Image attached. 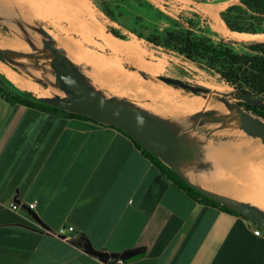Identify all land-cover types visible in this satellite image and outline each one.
Listing matches in <instances>:
<instances>
[{
    "label": "crops",
    "instance_id": "crops-1",
    "mask_svg": "<svg viewBox=\"0 0 264 264\" xmlns=\"http://www.w3.org/2000/svg\"><path fill=\"white\" fill-rule=\"evenodd\" d=\"M258 227L191 196L120 129L0 93V264H264Z\"/></svg>",
    "mask_w": 264,
    "mask_h": 264
},
{
    "label": "rangeland",
    "instance_id": "rangeland-1",
    "mask_svg": "<svg viewBox=\"0 0 264 264\" xmlns=\"http://www.w3.org/2000/svg\"><path fill=\"white\" fill-rule=\"evenodd\" d=\"M149 1L153 7L144 5L140 0H3L0 1V10L3 12L0 13V44L2 41L5 42L17 36L23 38L28 44L27 36L17 21L23 20L30 24H38L48 30L63 45L68 57H71L70 59L80 66L92 82L107 95L126 98L166 117L173 116L155 109V106L163 105V99L181 102L195 95L203 96V94L175 87L160 79L158 75L180 78L191 84L204 85L210 89H214L218 84L228 86L230 88L228 91L236 88L227 82L208 61L190 59L175 50L176 47L171 46V42H168L167 37L164 36L165 32L170 27L171 29L175 28L172 25L174 21H177L181 27L190 26L188 21L191 19L196 23V32L207 35L214 41L229 42L236 50L243 52L249 50L248 46L239 42L243 40L264 42V33H247L251 35L242 37L243 39L238 38L234 33L236 30H230L231 28L222 13L232 5L242 6L246 9L245 12H241L239 17H236L238 12H230L229 17L235 25L245 29L257 26L259 29L264 28V18H259L263 15L247 9L242 0ZM163 14L170 16L173 20L166 18ZM220 17L230 29L225 27ZM89 23L91 24L89 25ZM84 24L91 28H103L109 33H111L110 27H116L122 33L127 34L128 39L124 40H130L138 47L134 58L114 52L101 39L88 34L84 29ZM126 27H133L145 36H159L160 44L149 41L145 37L139 38L137 34ZM3 47L11 48L10 46ZM121 60L124 62L122 63ZM129 61L158 74L131 64ZM25 63L40 65L43 61L30 59L25 60ZM0 65L39 83L45 88L44 96H52L56 94L54 92L61 91L56 85L57 77L52 72L50 74L54 76V80L44 81L18 66L2 61V59H0ZM2 66H0V78L3 81L10 80L15 86L18 85V82ZM132 70L137 71L135 73L140 74L145 82L153 86H160V88L162 86L163 90H169L171 96L153 98L150 95L143 96L137 90L121 91L120 88H115L117 84L122 85L116 78L118 76L132 78L134 76L131 73ZM138 74H136L137 77ZM49 77L51 78V75ZM144 87L146 86L144 85ZM29 88L37 92L31 83ZM31 93L38 96L34 92ZM212 97L219 100L220 95L213 94ZM228 98L232 102L239 101L236 93L229 95ZM259 117L264 119L262 116ZM225 124L227 128L222 127ZM194 134L206 140L204 144L206 157L204 159L209 161L211 166L198 171L197 175L191 172L192 175L210 182L221 180L225 183L226 181V184L229 185L227 186L229 192L225 194L262 208L261 205H264L263 139L249 135L242 127L230 126L227 121L219 120L202 121ZM229 143L237 144V148H234L235 151L227 148ZM212 152L216 154L213 156ZM209 188L214 190L211 186Z\"/></svg>",
    "mask_w": 264,
    "mask_h": 264
},
{
    "label": "water",
    "instance_id": "water-1",
    "mask_svg": "<svg viewBox=\"0 0 264 264\" xmlns=\"http://www.w3.org/2000/svg\"><path fill=\"white\" fill-rule=\"evenodd\" d=\"M17 23L27 36L30 50L0 47V58L32 75L36 74V70L28 66L25 60H42L52 67L49 72L56 75V85L65 95L38 96L42 101L122 129L163 160L191 187L235 209L264 228L263 208L207 188L187 175V172L198 174V171L211 166V163L204 159L206 140L194 134L198 125L204 120L227 121L230 126L242 127L249 135L260 137L264 141V119L247 111L239 102H232L228 98L231 94L239 93L242 101L264 107V94H251L236 88L221 92L204 85L191 84L180 78L158 75L160 79L175 87L189 89L193 93H202L203 97L210 98L213 94H219V100L235 108L234 113H226L219 107L203 108L186 115L181 121L166 117L126 98L107 95L92 82L80 66L70 60L63 45L48 30L23 20H18ZM94 254L106 255L102 251H94Z\"/></svg>",
    "mask_w": 264,
    "mask_h": 264
},
{
    "label": "trees",
    "instance_id": "trees-1",
    "mask_svg": "<svg viewBox=\"0 0 264 264\" xmlns=\"http://www.w3.org/2000/svg\"><path fill=\"white\" fill-rule=\"evenodd\" d=\"M140 1H142L144 5L146 4L153 7V4L149 0H140ZM242 2L244 3L247 9L263 15L262 17L260 16L259 18L262 19L264 18V0H242ZM245 10L246 9L242 8V6L240 5L239 6L232 5L222 13L223 18L225 19V21L227 22V24L231 29L225 24L223 19L221 17L220 18L222 19L227 29L236 30L242 33H253V34L264 33V28L259 29L257 26L254 28L245 29L243 27H238L230 20L229 17L230 12H236V13L238 12L236 17H239L241 12H245ZM163 16L169 18L170 20H173L168 15L163 14ZM188 22L189 24H191L190 26L181 27L177 21H174L172 25H174L175 28L171 29L170 27L165 32L164 36L167 37L168 42H171V46L176 47L175 50H178L180 53L184 54L186 57L190 59H194L198 61H202V60L208 61L209 64H212L213 67H215L216 70L222 74L223 78H225L227 82L231 83L239 90L251 94H264V42H252V41L239 42L248 46L249 49L248 51L241 52L236 50L229 42L214 41L207 35L196 32L195 29L197 28L195 27L196 23L191 19ZM126 28L137 34L139 38L145 37L149 41H152L156 44H160L158 42V39H160L159 36H154V35L145 36L142 33L138 32L133 27H126ZM109 31L119 38L128 39V35L122 33L116 27H110ZM121 61L122 63L124 62L123 60ZM129 62L149 72L156 73L142 65L135 64L131 61ZM141 72L143 73V71ZM0 93L11 103H21L44 110L61 111L71 116L84 117L93 120L96 123H100L87 115L69 112L54 105L48 104L47 102L42 101L39 97L31 93L30 91L20 90L8 79L6 81H3V79L0 78ZM236 95L239 98L238 102L247 111L251 112L252 114L262 116L264 118L263 106L248 104L241 100V95L239 93H236ZM162 101H163V105H176L180 103V102H172L168 99L166 100L163 99ZM113 127L117 128L116 126ZM120 130L123 131L122 129ZM123 132L127 134L134 141L136 146L150 160H152V162L156 164V166L163 173H165L176 185L185 189L191 196L200 199L202 202L219 206L231 213L243 216L235 209L225 204H222L217 200L209 198L203 195L195 188L191 187L163 160H161L158 156H156L151 151L143 147L139 142L134 140L133 137L130 136L127 132L125 131Z\"/></svg>",
    "mask_w": 264,
    "mask_h": 264
},
{
    "label": "bare ground",
    "instance_id": "bare-ground-1",
    "mask_svg": "<svg viewBox=\"0 0 264 264\" xmlns=\"http://www.w3.org/2000/svg\"><path fill=\"white\" fill-rule=\"evenodd\" d=\"M0 1H3V0H0ZM82 5H85V4H82ZM0 13H3V12L0 10ZM90 24L91 23H89V25ZM84 29L91 36H94V37H97L98 39H101L103 41V43L106 44L108 47H110L114 52H116L118 54H124L127 57H129V58H134V54H136V51H137L138 47L132 41L124 40V39H121V38H117L113 34L107 32L105 29L100 28V27L91 28V27H88V26H86L84 24ZM226 32H228V31H226ZM234 33H235V35L238 38H240V37L242 38V37L251 35V34H247V33L245 34V33L238 32V31H235ZM243 41H248V40H243ZM3 46H11V48L20 49V50H30V46L26 43V41L23 38L18 37V36L16 38H14L12 41L11 40L8 41L7 43L1 42L0 47H3ZM137 56H139V55H137ZM137 58H139V57H137ZM70 60H72V59H70ZM28 65L31 66V67H35L34 69L36 70V74L33 75V76H35L37 78H40V79H43L45 81L54 80V76L52 74H50V72H49V70L52 67L50 65H48L47 62L43 61V63H41L40 65H37L36 63H28ZM135 72H137V71L131 72L134 75L132 78H123V77H120V76H118L117 78L115 77L116 80L118 79L119 83L122 84V85H119V84L115 85V88H117V89L120 88L121 91L137 90V91H139V93L141 95H143V96L150 95L153 98H161V97H170L171 96L170 93H169L170 92L169 90H163L162 86L160 88V86H153V85L149 84L148 82H145L143 80V78L140 76V74L135 73ZM136 74H138V77H137ZM155 74H158V73H155ZM49 75H51V78L49 77ZM24 78H17V82H18V84H19V86L21 88H23V89L24 88H28L30 86V83H31L37 89V92H38L37 95H39V96H44L45 95V88L43 86H41L39 83H37L36 81H34V80L30 79V78H26V77H24ZM144 85L146 87H144ZM229 89L230 88H228V86H225L224 84H218V85H216L214 87L213 90L226 92ZM54 93L59 94V95H65L64 92H62V91L54 92ZM215 107L222 108V110H224L226 113L227 112H232V113L235 112V108L234 107H232V106H230V105H228V104H226V103H224V102H222L220 100H216V99H214L211 96H210V98H207V97H203V96H200V95H195V96L191 97L190 99L182 101V102H180V103H178L176 105L155 106V109L158 110V111L164 112L166 114L172 115L173 116L172 118H176V119L181 121L183 119V117H185L186 115L194 113V112H196V111H198L200 109H203V108L211 109V108H215ZM227 145H230V146H233V147L237 146V144H235V143H229ZM204 148H205V155H206V146H204ZM235 150L236 149H234V151ZM238 151H239V149H238ZM225 153H227V152H225ZM212 154L214 156L216 153L212 152ZM192 173L191 172H187V174L191 177L192 180H198L205 187L209 188L211 186L212 188H214L215 191L223 192L224 194L226 192H229V189L227 187L229 185H227L228 183L226 184V181H225V183H223L221 180H219V181H221L220 183H219L218 180L215 181V182L214 181L210 182V181H207V180H205L203 178H198V177L192 175ZM193 174H195V173H193ZM195 175H197V174H195ZM261 206H262V208H264V205H261Z\"/></svg>",
    "mask_w": 264,
    "mask_h": 264
},
{
    "label": "built area",
    "instance_id": "built-area-1",
    "mask_svg": "<svg viewBox=\"0 0 264 264\" xmlns=\"http://www.w3.org/2000/svg\"><path fill=\"white\" fill-rule=\"evenodd\" d=\"M36 203H37L36 200H34L32 202H29L27 204L28 208L33 209L36 206ZM11 207H12V209H18L19 208V204L12 203ZM73 229H74L73 226H68V227L61 226L56 231H52L51 233L56 235V236H58V237H60V238H62V239H68V236L66 235V233H67V231H72ZM254 233L256 235H263L264 236V228L259 226L258 228L254 229ZM116 262L117 263H123L124 260L122 258H119V259H117Z\"/></svg>",
    "mask_w": 264,
    "mask_h": 264
},
{
    "label": "flooded vegetation",
    "instance_id": "flooded-vegetation-1",
    "mask_svg": "<svg viewBox=\"0 0 264 264\" xmlns=\"http://www.w3.org/2000/svg\"><path fill=\"white\" fill-rule=\"evenodd\" d=\"M12 40H13V39H11V41H12ZM8 41H10V40H7V41H5V42H4V41H2V42H4V43H7ZM10 47H11V46H10Z\"/></svg>",
    "mask_w": 264,
    "mask_h": 264
}]
</instances>
